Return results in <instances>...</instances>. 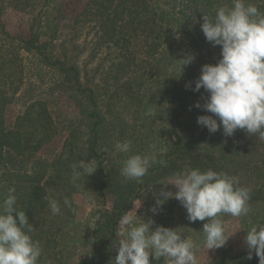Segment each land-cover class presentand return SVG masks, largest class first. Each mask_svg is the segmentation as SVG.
Segmentation results:
<instances>
[{"label": "trees", "instance_id": "obj_1", "mask_svg": "<svg viewBox=\"0 0 264 264\" xmlns=\"http://www.w3.org/2000/svg\"><path fill=\"white\" fill-rule=\"evenodd\" d=\"M89 1L106 7L109 17L103 20L96 13L82 9L75 18L61 20L63 25L59 26L54 13L59 12L60 14L63 0H11L10 3H13L15 9L25 11L31 17L30 34L23 38L11 36L5 29L2 15L6 8V0H0V201L6 197L8 189L14 187L18 197L16 206L25 211L29 217V223H32L34 221L32 216L37 211L43 210L48 204V198L53 196L45 186L57 182L55 180L64 173L62 166L66 162L70 163L66 160L63 164L61 155L65 151L71 153L74 150L75 130L73 127L66 129L68 134L64 141L65 147L57 155L58 158H55L51 164L37 165L39 167L37 172H33V178H28L26 185L25 179L21 176L27 171L34 170V163L38 162L35 159L39 160L35 158V149L45 137L52 136L56 131V126L46 102L25 104L22 109L23 113L20 112L14 122V128L22 135L20 150L14 153L11 149L12 130L5 126L4 112L5 106L15 98L11 96L27 80L29 61L32 57L40 62L41 69H49L52 75L59 77L61 84H65L66 75L72 73L74 81L81 88L80 65L73 62L67 53V46H75L76 43L81 44L85 58L94 59L104 54V58L99 61L95 70L96 72L102 70V76L95 83V87H85L90 92L89 97H92V109L88 116L95 119L92 121L89 134L92 139L89 140L86 149L90 155L99 157L97 168L101 183L96 191L98 195L105 197L106 191L111 190L110 187L113 186L114 180L112 170H106L104 161L107 157L100 158V155L104 154L101 146H105L110 140L109 137L107 141H104L107 136H102V129L109 123L108 115H113L115 120L123 119L119 118L124 107L122 103L125 101L127 108L131 110L133 99L140 101L141 106L151 104L152 112H157L159 109L164 110V116L172 128L181 127L183 133H189L187 140L173 144L170 143V139H166L165 144L170 149L164 153L155 152L162 157L156 156L157 163L152 165L148 173L162 169L168 163L184 162L186 166L199 168L201 171L211 168L232 175L235 170L229 171L230 166L228 165L230 164L219 160L227 151L237 156L241 155L240 158L246 162L247 167H251L248 166L250 159L245 158L250 150H247L246 144H237L241 137L238 131L235 132V137H228L223 134L222 128L215 133H210L206 128L194 122L195 118L205 112L194 105L197 102L203 104V100L198 97H207V93L203 88L199 92L192 91L200 73L190 70L192 63L183 69L180 61L184 56L190 55L191 48L198 47L203 51L204 64L218 62L221 58V49L206 41L200 28L203 22L202 12L214 15L216 7L230 4V0ZM250 2L256 4L264 12V0H250ZM34 9H37L36 13H33ZM41 17H43L44 24L40 20ZM41 25H43L44 33L37 32ZM58 27L68 28L70 33L58 36ZM81 34H85V38L78 41ZM189 82H191V87L186 88ZM104 97L108 98L105 100ZM119 97L129 100L121 102ZM156 97H167L165 108L158 106L159 102L155 99ZM130 112L129 118L125 121L129 127L138 124L135 112L132 110ZM153 119L158 121L156 117ZM111 124L116 125V123ZM156 125L155 131L160 132L161 123ZM125 127L127 126L124 123L119 128L120 135L122 129H126ZM140 150L138 149L139 154H143ZM262 151L256 152L255 156ZM176 154L184 159L177 160ZM262 155L264 160V152ZM66 158L70 160L68 156ZM255 164L258 165L254 166L256 168L250 171V175L253 182L254 177L256 181L248 187L251 189L249 201L251 222L264 224V162L260 163L257 156ZM52 165L55 169L50 171V175L53 176L52 181L48 179L41 182L43 173ZM13 175L15 179L11 178ZM133 182L134 184L143 183L144 178L141 182L135 180ZM118 190L121 192L120 188ZM120 196L123 195L120 194L119 198ZM116 202L121 204V201L116 200ZM255 209H260V213L255 212ZM105 212L106 210L103 214ZM113 212L105 214V220L101 215L99 221L95 222L99 230L104 226H112L117 216L124 214L125 211L123 213ZM245 233L247 234V230L244 231ZM52 234L56 237V233L52 232ZM95 239L96 243H100L104 240V236L100 238L96 235ZM95 261L96 254L92 250L89 260L84 264H93ZM40 262L41 260L39 264ZM221 264H259V258L255 252L249 258L248 250H242L230 255Z\"/></svg>", "mask_w": 264, "mask_h": 264}, {"label": "rangeland", "instance_id": "obj_2", "mask_svg": "<svg viewBox=\"0 0 264 264\" xmlns=\"http://www.w3.org/2000/svg\"><path fill=\"white\" fill-rule=\"evenodd\" d=\"M63 1L64 3L61 5L60 14H58L59 12L54 13L59 26L62 24L60 22L61 20L75 18L82 9L96 13L103 20L107 19V16L109 17V11L106 7L104 8V6H100L89 0ZM10 2L11 0H6V8L2 15L5 29L13 37L26 38L30 34L29 24L31 17L29 13L15 9L13 3ZM36 12L37 9H34L33 13ZM41 18L40 20L42 21L43 17ZM42 23L44 24L43 21ZM58 28V36H61L63 33H70L68 28ZM37 32H45L43 25H41V28ZM84 38L85 34H81L78 41H82ZM68 46L67 53L70 55V59L80 65L81 88L74 81L72 73H68L65 84H61L59 77L57 78L52 75L49 69H41L40 62L35 57H32L31 61H29L30 67L27 80L11 96L15 98L5 106L4 112L5 126L12 130L11 149L14 153H17L22 145V135L14 128V122L16 116L20 112L23 113L22 109L25 107V104L46 102V106L56 126V131L52 136L50 138L45 137L42 140L43 142L35 149V158H39V160L35 159L38 162L34 163V170L27 171L26 174L21 176L22 179H25V184L28 182V178H33V172H37L39 168L37 165L44 163L51 164L55 158H58L57 155L65 147L64 141L68 134L66 129L73 127L75 130L73 134L74 150L71 153L65 151L61 155L63 164L66 160L70 163L66 162L62 166L64 173H62L63 175L60 178L55 180L57 182H52L47 187L45 186L47 191L53 194L49 198L56 199L59 202L61 213L53 215L50 211L49 204H47L43 210L37 211L32 216L34 221L30 223L34 229L30 235L34 240L39 241L42 248L40 264H84L85 261L89 260L92 250L96 254V261L93 264H112V261L117 255L114 245L118 239L122 238L116 234L119 231L118 221L123 214L117 216L116 222H113L112 226H104L101 230H99L95 222L99 221L101 215H103V220H105V214L110 212L114 213L113 211H119L121 213L123 211H125L124 213L128 211L135 213L137 211L138 219L143 220L144 218L145 220L151 219L154 221L152 225L153 229L157 225H163L169 228L182 227L185 235L191 236L197 242L202 241V227L206 221H188L186 218V210L176 199L172 198L167 200L162 208L157 210L156 214L151 211V208L155 205L154 193L158 194L162 188L173 192L176 191L173 185L165 187L162 184H167L171 177L191 169V166H186L184 162L176 164L168 163L162 169L160 168L147 173L143 177L144 182L138 184H134L133 180H128L121 175L124 160L131 154L139 153L138 149L140 150L141 147L142 149L140 151L143 154L152 153L160 158L162 155L155 153L156 151L164 153L170 149L165 144L166 139H170V143L173 144L177 141L187 140L189 137V133H183L181 127L172 128L168 119L164 116V110L159 109L157 112H152L151 104L141 106L140 101L133 99L131 110L135 112L134 114L137 116L136 120L138 122L135 126L129 127L125 122L131 113L125 101L122 103L124 107L119 116V118L122 117L123 119L115 120L113 115L107 116L109 123L102 129V136H107V138H104V141H107L109 137L110 140H108L105 146H101L104 154H101L100 158L107 157L104 161L106 163V170H112L114 180L112 182L113 186L110 187L111 190L106 191L105 197L98 195L96 192L101 183L98 168L88 177L82 174L75 183L72 182V165L77 164L81 159L86 162L93 159L96 167H98L99 157L90 155L86 149L89 140L92 139L89 134L92 121L95 119L88 116L92 109V97H89L90 92L85 87H95V83L102 76V70H99V72L95 70L98 67L99 61L104 58V54H100L94 59L90 57L85 58L81 44L77 45L76 43L75 46ZM190 51V55H194L195 57L190 70L194 73H200L201 67L204 65L203 51L198 47L191 48ZM106 98L108 97H104L105 100ZM119 98L121 102L123 100H129L125 97ZM198 98L202 99L203 102L206 99V97ZM155 99L159 102L158 106L160 105L161 108H165L167 97H156ZM206 114L209 113L204 112L201 115ZM153 117L158 118L159 122L155 121L156 119H153ZM194 122L197 124V118H195ZM111 123L119 125L113 126ZM124 123L127 127H125L126 129L121 128L123 131L120 135L119 128ZM155 123L158 125L161 123L162 128L160 132L155 131L157 127ZM237 131L241 135L239 138L240 141H237V144H246L247 150H250L249 155L245 156V158L250 159L248 166L251 167H247L246 162L240 158L241 155L237 156L230 151H227L219 160L223 163L227 162L230 164L228 165L230 166L228 167L229 171L235 170L232 175L239 178L242 186L249 187L256 181L254 177L253 182V178L250 175V171L252 169L255 170L256 167L254 166L258 165L255 164L256 157H259L260 163L264 162L262 158L264 139H260L255 135H247L244 130L238 129ZM232 137H235V133ZM142 139L143 142H141ZM126 140L132 141V152L121 153L116 149L115 145L118 142ZM142 145L146 146L144 147ZM157 145H159V149L156 150ZM258 151L262 152L255 156V153ZM67 156L70 160L66 158ZM176 156L177 160L184 159L178 154ZM53 170L55 169L52 165L49 170L43 173L41 182H45L48 179L52 181L53 176L50 175V171ZM11 178L15 179V176L13 175ZM119 188L121 192L118 190ZM120 194L123 196L119 198ZM65 198L69 201L68 205L64 204ZM116 200L121 201V204L119 205ZM105 210L106 212L103 214ZM254 211L258 214L260 213V209H255ZM223 219L226 234L232 235L226 244L219 249L207 251L206 248L201 247L197 253L198 264H221L230 255L242 250H248L244 239L246 234H244V231L249 230L254 225H259V223H256V221L254 223L251 222L252 216L250 212L246 217L233 218L229 215H224ZM52 232L56 233V237L53 236ZM96 235L100 238L103 235L104 240L96 243ZM150 261L151 264H165L163 259L156 261L150 257Z\"/></svg>", "mask_w": 264, "mask_h": 264}, {"label": "clouds", "instance_id": "obj_3", "mask_svg": "<svg viewBox=\"0 0 264 264\" xmlns=\"http://www.w3.org/2000/svg\"><path fill=\"white\" fill-rule=\"evenodd\" d=\"M202 13L201 31L207 42L220 47L221 58L215 64L202 65L192 88L194 92L203 88L207 93L203 104L194 105L209 113L199 115L197 124L210 133L222 128L230 137L240 129L264 139V12L250 0H230V4L216 7L214 15ZM194 59V55L180 59L183 69ZM190 87L191 82L186 85ZM115 147L121 153L132 152L131 141L118 142ZM155 163V154H131L123 162L121 175L141 182ZM96 169L93 159H81L72 165V182ZM162 185H173L176 191L162 188L154 193L151 211L156 214L167 200L176 199L186 210L188 221H206L202 241L185 235L182 227L157 225L153 229V220H140L137 211H128L118 221L116 235L122 238L114 245L117 255L112 264H151L150 257L163 259L165 264H198L201 247L207 251L219 249L232 235L226 234L223 216L246 217L251 210V189L227 172L191 168ZM15 192L10 187L0 202V264H39L42 248L30 235L34 229L28 215L16 206ZM48 204L53 215L61 213L56 199L48 198ZM64 204H69L67 198ZM244 239L249 258L255 252L259 264H264V224L252 226Z\"/></svg>", "mask_w": 264, "mask_h": 264}]
</instances>
